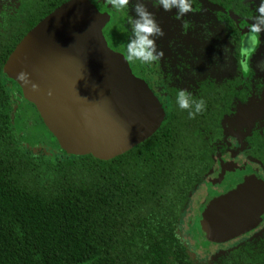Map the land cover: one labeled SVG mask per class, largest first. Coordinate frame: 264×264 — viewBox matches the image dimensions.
Listing matches in <instances>:
<instances>
[{
	"label": "trees",
	"instance_id": "1",
	"mask_svg": "<svg viewBox=\"0 0 264 264\" xmlns=\"http://www.w3.org/2000/svg\"><path fill=\"white\" fill-rule=\"evenodd\" d=\"M65 1L0 0V264H264V231L206 261L192 256L180 231L191 193L213 170L216 154L229 150L224 122L264 92V76L250 69L225 80L205 77L190 88L165 79L162 124L112 159L62 150L52 157L25 145L14 124V95L23 96L3 64L21 38ZM206 1L220 8L240 54L236 19L252 21L253 2ZM127 8L106 27L120 38L128 30L118 13L125 17ZM180 90L189 94L191 111L195 102H205L194 119L177 103ZM243 145L264 169V121L252 126Z\"/></svg>",
	"mask_w": 264,
	"mask_h": 264
},
{
	"label": "water",
	"instance_id": "2",
	"mask_svg": "<svg viewBox=\"0 0 264 264\" xmlns=\"http://www.w3.org/2000/svg\"><path fill=\"white\" fill-rule=\"evenodd\" d=\"M108 20L91 0H67L34 25L3 64V73L18 84L68 155L112 159L153 135L165 118L146 82L108 46L102 33ZM218 191L200 219L211 242L245 233L264 213L258 175Z\"/></svg>",
	"mask_w": 264,
	"mask_h": 264
},
{
	"label": "rangeland",
	"instance_id": "3",
	"mask_svg": "<svg viewBox=\"0 0 264 264\" xmlns=\"http://www.w3.org/2000/svg\"><path fill=\"white\" fill-rule=\"evenodd\" d=\"M133 1L135 8L137 0ZM251 1L255 6L256 14L252 21L247 22V31L243 36L242 68L249 64L248 67L252 66L256 73L264 75V30L256 35L255 40L252 39L250 32L251 25L260 15L257 9L261 0ZM144 5L164 32L163 36L153 37L157 50L161 47L171 49L181 54L180 57L183 58L187 52V45L193 46L194 50L190 54L193 67L190 71H185L191 80L207 75L227 78L235 72L234 46L225 35L223 24L218 21L211 8L204 9L201 13L187 12L182 16L176 11V19H173L174 17L168 16L165 11L158 9L159 7H154L152 2ZM134 8L132 11L136 15ZM261 28L264 29V25H261ZM177 41L181 44L176 47ZM14 99V124L25 145L33 151H41L52 157L59 156L60 147L39 119L35 109L16 94ZM263 120L264 95L260 98H250L247 103L239 105L232 117L226 120L228 140L239 147V134L243 128ZM236 158L242 160L239 154ZM214 180V174H211L193 190L180 219L182 238L188 244L192 256L202 261L210 260L214 255L235 247L249 237L247 234L223 243H211L202 236L199 226L201 209L205 201V192L214 184Z\"/></svg>",
	"mask_w": 264,
	"mask_h": 264
},
{
	"label": "flooded vegetation",
	"instance_id": "4",
	"mask_svg": "<svg viewBox=\"0 0 264 264\" xmlns=\"http://www.w3.org/2000/svg\"><path fill=\"white\" fill-rule=\"evenodd\" d=\"M91 2L95 5V7L101 13H107L109 15V20L107 21V23L102 28V33H103L108 45L113 50L122 53L127 60V55H128L127 45L129 43V41L133 38L132 25L130 23V20H132L133 18L136 17V15L132 11V8H134V1L130 0L128 8H127V10H128L127 15H125V17L121 16L120 13H118V15H119L118 20L126 22V25H127L128 31H127V34L124 35L123 38L118 37L116 34L109 32L110 30L106 29L108 23L113 19V17H116L115 13L118 10L113 8L108 3V0H91ZM142 2L143 3L152 2L154 7H159L158 9H161V11H165L163 9L162 5L159 4L158 0H142ZM189 3L191 5V11H189L188 13H190V14L201 13L204 9L211 8L215 12L218 21L223 24L224 33L229 38V36L227 35L226 30H225L224 21L219 17V15H221L220 13H218L220 8L210 4L206 0H199V2H197V4H196V1L189 0ZM176 11H178L177 8L173 7L171 11H165V12L168 14V16H172V17H174L173 19H176L175 18ZM236 21H237V24L242 31L241 48H240V54L237 55L236 49H235V44H233V42L229 38V40L231 41V43L234 46V53H233L234 57L233 58H234L235 63H236V69H235V72L227 78H219V77H216L213 75H207V76H202V77L195 78V79L191 80V78L187 77V75L185 74V71H190L191 68L193 67V61L190 57L191 52H193V50H194L192 45H187V52L183 58L180 57L181 54H179L178 52H175L174 50H171V49L161 47V48H158V50H157V52H160V51L163 52V56L161 58L153 61L150 64L143 63V62H140L138 60H133V61L127 60L129 67L135 76H137L138 78H141L142 80H144L146 82L148 87L153 91V93L156 95V97L159 99V101L162 103L163 106H164L163 99H164L165 94L161 92V87H162V82L165 79L167 81H170V83L173 86L177 85V86H181L182 88H185V87L190 88V87H193L195 85L197 80H201L205 77H213L216 79L225 80V79L231 78L234 74H236L238 72H240V73L245 72V71H248L249 69L252 70L254 73H256L255 69L252 66L248 67L249 64L246 67L242 68V65H243V63H242L243 62V60H242V41H243L244 33H246V31H247L248 23H246L242 19H236ZM205 29H206V27H205ZM180 44H181V42L177 41L176 47ZM182 55H184V54L182 53ZM237 59H239V62L241 63L240 66L238 65ZM256 74H258V73H256ZM259 75H261V74H259ZM261 76H264V75H261ZM263 95H264V92L260 96L253 95L250 98H253V97H259L260 98ZM164 110H165V107H164ZM225 122H224V128H225L226 142L229 145V150H228V152H225V153H217L216 154L215 166H214L213 170L211 171V173L209 174V175L214 174L215 180H214V184L209 187L208 191L205 192L206 193L205 194V201L202 205L201 216H202L203 210L205 209V207L207 206L209 201L216 194H218V192H219L218 189L220 187H222L223 185L229 186L230 183L231 184H239V183L243 182L245 178H247V177L251 178L253 175H258L262 179V181L264 182V169H263V167L260 165L259 162L249 158L244 153V150H243V147H244L243 139H244L245 135L247 134V132L252 128V126L256 122H261V121L254 122L248 128H243L242 132L239 134V136H240L239 137V139H240V146L239 147L233 145L228 140V133H227V130L225 127ZM237 154H239L242 157V160H238L236 158ZM225 156H227V157L225 158ZM219 157H221V158L219 159ZM215 170H216V172H215ZM201 216H200V219H201ZM200 219H199V226H200ZM200 230H201V228H200ZM263 231H264V213L261 215L259 222L253 228H251L248 231H246L245 233H243L239 236L233 237L231 239L249 234V237L247 239L243 240V241H246V240H249V239L256 237L258 234H261ZM201 234H202V232H201ZM202 236H203V234H202ZM204 239H205V237H204ZM231 239H228V240H225L222 242H211V241H208L206 239L205 240L208 242H211V243H223V242L229 241ZM242 242H240V243H242Z\"/></svg>",
	"mask_w": 264,
	"mask_h": 264
},
{
	"label": "clouds",
	"instance_id": "5",
	"mask_svg": "<svg viewBox=\"0 0 264 264\" xmlns=\"http://www.w3.org/2000/svg\"><path fill=\"white\" fill-rule=\"evenodd\" d=\"M129 2L130 0H108V3L117 10L126 8ZM158 2L165 11H171L173 7L177 8L178 15L181 16L191 11L189 0H158ZM257 10L260 15L250 28L253 40L256 39L258 33L264 30L261 28V25H264V0H261ZM134 11L136 17L130 20L133 38L127 45V60H138L150 64L163 56L162 51L157 52L153 37L163 36L164 32L156 23L153 14L147 10L142 0H137ZM19 78L22 80L25 79L26 74L20 73ZM32 86L34 89L38 87L35 84ZM177 103L182 110H189V118L192 119L205 108V102L200 100L199 102H195V111H191L192 102H190L189 94L186 90H180L178 92Z\"/></svg>",
	"mask_w": 264,
	"mask_h": 264
}]
</instances>
